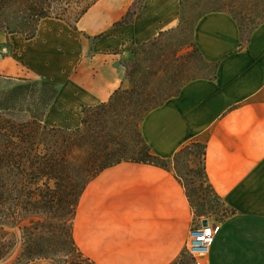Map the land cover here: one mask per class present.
Masks as SVG:
<instances>
[{"label":"crops","instance_id":"1","mask_svg":"<svg viewBox=\"0 0 264 264\" xmlns=\"http://www.w3.org/2000/svg\"><path fill=\"white\" fill-rule=\"evenodd\" d=\"M132 2L96 3L78 24L91 37L55 18L44 19L33 39L11 36L15 46L9 55L0 53V78L58 82L60 92L45 122L69 129L81 125L78 107L108 101L121 86L122 54L180 23V0H145L134 22L114 27ZM194 39L208 61L219 63L217 78L194 80L149 112L142 135L165 158L192 140L205 142L210 182L237 210L222 222L210 255L197 264H264V23L241 46L236 19L226 11L211 12L198 21ZM7 41L0 32V46ZM195 220L174 169L122 162L90 181L73 233L96 264H173L186 250Z\"/></svg>","mask_w":264,"mask_h":264},{"label":"trees","instance_id":"2","mask_svg":"<svg viewBox=\"0 0 264 264\" xmlns=\"http://www.w3.org/2000/svg\"><path fill=\"white\" fill-rule=\"evenodd\" d=\"M99 1L0 0V32L8 40L11 35L30 40L44 19L55 18L91 37L78 24ZM144 4L145 0H133L114 27L134 22ZM180 6L177 27L132 47L130 63L123 62L131 85L118 87L108 101L83 105L81 125L75 128L45 122L60 92L58 82L21 77L15 85L0 89V264H96L75 242L74 219L90 181L122 162L150 163L175 171L181 163L199 183L210 207L218 210L220 221L237 213L210 182L205 142L192 140L172 158H165L152 151L141 123L188 83L217 78L219 63L208 61L194 39L200 18L229 12L239 24L243 46L264 23V0H180ZM186 7L191 11L187 16ZM176 175L193 206L190 187ZM11 224L20 225L23 232L22 249L13 258L16 239L5 229ZM44 260L50 263H38Z\"/></svg>","mask_w":264,"mask_h":264},{"label":"rangeland","instance_id":"3","mask_svg":"<svg viewBox=\"0 0 264 264\" xmlns=\"http://www.w3.org/2000/svg\"><path fill=\"white\" fill-rule=\"evenodd\" d=\"M191 11L189 7H186V12L185 15H190ZM181 15V12H180ZM189 25V28L191 29V26L193 24V20ZM13 41L16 39H20V38H15L14 35H11ZM10 36V37H11ZM188 36H190V30H188ZM6 46L1 45L0 46V53L2 55H9L12 53V48L13 46H15V43L12 42L11 40H8L7 43H5ZM133 48H129L125 53L122 54V57H120V67L123 70V80H122V84L121 86H130L131 82L127 77V73H126V68L124 66V63H130L129 59L131 58V50ZM122 61V62H121ZM18 82V80L15 79H4V78H0V89L2 86H13ZM77 113L81 114V107H78ZM175 170V169H174ZM178 174L180 176H182V179L186 182V184L190 187L191 189V193H192V199H193V209H194V213H195V223H199L202 221V219L208 218L211 221H216V222H221L218 216V210L212 209L210 207V203L203 197L202 192L199 191L198 186L199 183L194 181V177L192 174L188 173L186 171V169L180 164L177 165V171ZM213 197V195L211 196ZM46 219V216H43V220ZM54 223H57V219L51 220ZM20 225H16V224H11V225H7L5 227L6 232L10 233L11 235H13L16 239V245L13 249L12 252V256L11 258H13L17 253L20 252V250L22 249L23 246V239H22V229L20 228ZM50 263V260H44V261H38V263ZM52 262V261H51ZM198 260H196L193 256L190 255V253L188 252L187 248L186 250L183 252V255L180 259V262L178 264H197ZM52 263H55L54 261ZM57 264V263H55ZM84 264H90L89 261L85 262Z\"/></svg>","mask_w":264,"mask_h":264},{"label":"built area","instance_id":"4","mask_svg":"<svg viewBox=\"0 0 264 264\" xmlns=\"http://www.w3.org/2000/svg\"><path fill=\"white\" fill-rule=\"evenodd\" d=\"M221 231V222L209 220L206 227L201 222L192 224L186 243L190 255L196 260L208 257L212 250L213 241Z\"/></svg>","mask_w":264,"mask_h":264},{"label":"water","instance_id":"5","mask_svg":"<svg viewBox=\"0 0 264 264\" xmlns=\"http://www.w3.org/2000/svg\"><path fill=\"white\" fill-rule=\"evenodd\" d=\"M201 223H202V225H203L204 227H206V226H208V224H209V219H208V218L202 219Z\"/></svg>","mask_w":264,"mask_h":264}]
</instances>
